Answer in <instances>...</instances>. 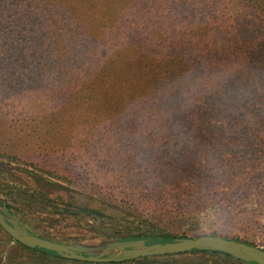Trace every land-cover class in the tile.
<instances>
[{
    "label": "rangeland",
    "instance_id": "1",
    "mask_svg": "<svg viewBox=\"0 0 264 264\" xmlns=\"http://www.w3.org/2000/svg\"><path fill=\"white\" fill-rule=\"evenodd\" d=\"M89 1L93 5L81 0L5 1L8 15L5 26L0 19V26L5 29L0 32V38L9 34L5 38L11 42L5 43L3 47L8 50L0 53L8 59L0 56V144L16 143L12 150L35 166L60 174L66 171L73 182L68 190L76 192L75 196L77 192L79 196L82 193L73 188L90 186L96 191L113 192L120 204L128 201L137 180L144 177L153 181L154 177L147 175L143 167L137 170L142 164L138 149L128 155L127 141H124L132 134L125 130L128 122L111 126L103 114L115 110L124 113V108L133 104L142 108L135 117L146 121V114L151 110L146 99L153 97L157 66L166 55L174 53L173 45L175 56L180 52L178 30L171 34L172 45L168 49L162 46L153 51L147 47L153 40L147 42L149 35H145V31L136 39L126 24L116 22L117 15L110 1ZM73 10L77 14H73ZM5 13L0 9L1 17ZM125 15L126 19L131 16ZM142 15L138 12L135 17L144 20ZM18 34L22 36L21 41L15 38ZM138 59L142 61L136 65ZM100 108L103 113L97 114ZM97 115L103 119H97ZM83 119L86 124H82ZM142 132L145 130L138 132L139 135ZM260 162L263 168L264 158ZM174 173L163 170L161 180H170ZM138 175L143 177L138 178ZM63 185V188L69 186ZM234 186L237 194L241 187L256 193L263 187ZM217 206L209 203L189 217L177 213L146 214L154 225L152 231L146 229V232L156 238L125 240L122 238L129 229L124 218L123 221H102L104 223L81 217L54 219L46 212H35L32 206L0 188V210L19 228L37 237L78 247L94 256H124V251L137 249L133 246L136 242L152 245L164 238L173 242L201 236L244 243L264 252L263 200L236 197V201L227 202L226 206ZM122 216L120 214L119 218ZM113 243L129 247L124 251L109 248L107 244ZM0 244L2 256L6 252L9 256H30L19 252L18 243L1 229ZM192 252L161 257L156 259V264H254L223 251Z\"/></svg>",
    "mask_w": 264,
    "mask_h": 264
},
{
    "label": "trees",
    "instance_id": "2",
    "mask_svg": "<svg viewBox=\"0 0 264 264\" xmlns=\"http://www.w3.org/2000/svg\"><path fill=\"white\" fill-rule=\"evenodd\" d=\"M5 1L0 0V9L6 12L0 16L4 26L8 15ZM108 1L116 22L126 24L136 39L145 31L147 42L153 40L147 46L153 51L162 46L168 49L171 34L178 30L180 52L175 56L173 45L174 53L157 66L154 98L146 99L151 109L146 121L135 117L142 108L133 104L124 108L125 114L116 110L103 114L111 126L128 122L125 130L132 133L124 138L128 155L138 149L142 164L137 170L143 167L154 180L138 175L143 178L137 180L128 201L120 204L113 192L90 186V190L76 186L72 190L82 194L75 196L76 192L68 190L73 182L66 171L60 174L35 166L12 150L16 143H8L0 144V188L54 219L66 216L115 222L124 218L129 229L125 240L156 238L146 232L154 226L145 216L149 213L189 217L209 203L218 208L236 197L264 201V166L260 168L264 158V0ZM138 12L144 14V20L135 17ZM125 13L131 16L126 19ZM4 30L0 26V32ZM8 35L0 38V53L8 50L3 47L11 42L5 38ZM15 38L22 40L19 34ZM0 56L8 61L3 53ZM86 123L83 119L82 124ZM144 130L140 135L145 136H140L138 132ZM163 170L175 171L173 178L161 180ZM63 183L69 186L63 188ZM243 184L263 187L257 193L241 187L237 194L234 185ZM166 242L172 241L164 238L159 243ZM16 245L19 252L30 256H9L8 252L5 256L2 251L5 258L0 253V264H91ZM158 258L108 264H156Z\"/></svg>",
    "mask_w": 264,
    "mask_h": 264
},
{
    "label": "water",
    "instance_id": "3",
    "mask_svg": "<svg viewBox=\"0 0 264 264\" xmlns=\"http://www.w3.org/2000/svg\"><path fill=\"white\" fill-rule=\"evenodd\" d=\"M0 229L7 234L14 242L29 249L44 250L55 253L59 257L69 260L91 264L121 263L149 257H165L186 254L195 250L223 251L231 255L242 257L245 261L254 264H264V252L258 248L244 243L226 240L219 237L201 236L196 239H180L173 242L156 243L146 245L144 242H136L133 246L136 250L124 251L128 244L113 243L108 247H116L124 251V256H94L86 254L82 249L57 243L45 238L37 237L19 228L16 223L11 222L0 210Z\"/></svg>",
    "mask_w": 264,
    "mask_h": 264
}]
</instances>
